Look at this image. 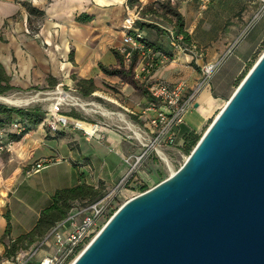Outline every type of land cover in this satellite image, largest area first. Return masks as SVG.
Listing matches in <instances>:
<instances>
[{
  "label": "crops",
  "instance_id": "crops-1",
  "mask_svg": "<svg viewBox=\"0 0 264 264\" xmlns=\"http://www.w3.org/2000/svg\"><path fill=\"white\" fill-rule=\"evenodd\" d=\"M139 2L141 8L156 2L168 3L176 8L184 20V30L189 38L187 45L194 46L200 56L172 50L169 45V34L174 31L172 18L169 17L165 22L162 19L148 22L160 30L145 31L148 41L155 49L171 53V58L150 76L138 81L141 84L162 82L173 85L182 80L186 83L187 92L192 91L199 82L200 67L217 62L227 47L242 34L259 8L258 0H214L204 9L200 6V0H176L175 5H171L168 0ZM27 6L36 9L41 15H30ZM135 11V8L128 7L127 0H0V65L18 88L46 87L48 79L54 80L56 85L70 87L74 85L73 77L93 79L96 87L109 79H113L111 83L120 81V91L128 102L127 108L140 114L149 104V97L144 93L139 94L140 89L133 84L124 83L118 77L103 75L99 68V65L118 67L114 51L121 45L123 34L131 27L133 20L146 21L140 20ZM83 16L88 19L80 20ZM263 33L264 17L256 22L228 60L224 61L230 69L221 74L225 67L221 70L218 68L209 83L198 93L194 101L197 107L193 106L185 115L178 138L182 133L198 131L212 118L223 101V95L218 89L227 87L235 80ZM158 57L159 53H156ZM143 59V56L138 55L132 70L134 74L140 73L139 65ZM69 119L66 126H59L58 134L45 129L42 123L11 145L7 134H16V130L0 133V146L5 147V150L0 151L1 264H14L12 259L3 258L6 227L4 214L10 215V238L15 239L33 228L39 213L50 205L51 196L56 190L78 184L79 173L74 169V164H81L77 160L73 161L75 149L68 148V139L75 143L76 148L78 140L91 143L92 140H88L84 133L93 135L98 128ZM139 119L140 125L146 126L145 119L141 116ZM70 126L73 127L67 129ZM66 132H69V137L60 136ZM98 132L107 137L99 143V147H103L108 154L101 162L100 171L90 175H96V179L108 185L117 167L116 162L124 156V150H128L126 144L129 142L108 131L104 133L99 129ZM49 139H54V147L48 145ZM62 146L69 152L65 159L61 158L59 152ZM79 157L89 164L81 168L80 173L88 174L86 168L91 167V158L81 154ZM36 162L45 164L37 172L33 171ZM61 163L65 165L64 170L58 168L63 165ZM88 180L87 177L84 179L86 184L90 183ZM17 232H21L20 235L17 236Z\"/></svg>",
  "mask_w": 264,
  "mask_h": 264
},
{
  "label": "water",
  "instance_id": "water-1",
  "mask_svg": "<svg viewBox=\"0 0 264 264\" xmlns=\"http://www.w3.org/2000/svg\"><path fill=\"white\" fill-rule=\"evenodd\" d=\"M71 264H264V51L180 168Z\"/></svg>",
  "mask_w": 264,
  "mask_h": 264
},
{
  "label": "rangeland",
  "instance_id": "rangeland-1",
  "mask_svg": "<svg viewBox=\"0 0 264 264\" xmlns=\"http://www.w3.org/2000/svg\"><path fill=\"white\" fill-rule=\"evenodd\" d=\"M137 11L138 10H136L135 13H138L137 15L140 18V20L141 19L146 20L145 22L144 21H138V22H142L147 25H151L148 22H158L159 19H162V21L165 22L170 17L168 15H165L164 8H162L161 5L157 3L149 5L144 11H138V12ZM137 15L135 14V17ZM263 17H264V12L261 18ZM263 51H264V33L261 36L258 45L255 46V48L250 52L248 60L245 62L244 67L240 70V73L237 75L235 80L231 82L230 85H228L227 87L218 89V92L221 95H223V101L221 102L219 109L215 112L212 118L208 120V122H206V124L198 131L193 132L194 137L200 139V137L203 135V133L206 131V129L214 119V117L217 115V113L223 107L227 99L234 92V90L241 82V80L245 77L248 71L258 60V58L263 53ZM225 62L218 67L220 70L221 68L225 67L221 71V74L222 72L224 73L225 70L230 69L228 68L230 66L226 65ZM123 67L124 69H128V67L125 66L124 63H123ZM117 68H119V66ZM221 74H219L218 76H220ZM110 80L113 79H109V81H104L105 84H101L99 87H97V90L88 97H83L79 93L78 89L75 88L74 85L70 87L56 85L54 88H50V89L44 87L18 88L15 87L12 81L10 80V85L13 86V89L6 92L4 96L33 97L38 94L39 100L27 106H20V107H12L2 102H0V105L6 106L7 108H15L21 110L40 109L44 113V119L40 124L43 123L45 129L48 128L47 121L51 118L53 112L59 116L72 118L73 121L78 120L92 125L96 124L99 127L98 130L100 129V131L104 133L108 131L117 136H121L122 134L129 136L130 133L127 130L128 125L129 127L131 125L142 126L140 125L141 120L139 119V114L134 113L133 111L127 108L128 102L126 101V98L123 96V94L120 91L119 84L121 82L118 81L119 83H111ZM121 81H123L124 83L133 84L137 86L136 88L144 89L146 91L149 85L146 83L141 84L138 80H136L133 71H132V76L123 78ZM57 90L65 95L72 97L73 99H76V101L79 104H84L85 109L81 108L80 106H75V105L73 106L72 102L58 104V101L56 100L58 95L55 94ZM139 94L144 95L141 92V90H139ZM124 108H127V110H125ZM102 111L105 113H110L111 115L105 116L103 115ZM74 117H77V119ZM11 123L12 124L4 128V130L2 131L3 133L4 132L7 133L10 130H15L13 126L14 120H12ZM189 123L193 128H196V125H194L192 121H189ZM71 124L74 123L71 122ZM73 126H70L67 129H70ZM82 133L84 132L82 131ZM62 135L69 137V132L60 134V136ZM101 136L103 135L102 134L100 135V133L97 132V135L91 139L92 140L91 143H85L84 141L78 140L77 148L75 146V143L71 139H68L70 142L68 144V148L73 150L75 149L73 152L74 155L73 161L77 160V163L80 162L81 164V165L76 164L77 167L76 166L74 167L77 173L81 171V168L87 167L89 165L87 161L85 160L82 161V158L79 157L81 154L83 155V157L91 158V162H92L91 167L89 169L86 168V170L89 173L85 174L84 172L85 178L87 177V180L89 179L88 180L90 182L89 184H92V186L98 189L100 187V183H102L100 191L103 196H105L108 192H110L111 190H113L118 186L117 188L118 191L114 198V206L112 207V210L108 218L105 220V222L102 223L100 229L105 225L108 219H110V217L118 210V208L122 204H124L128 199L142 193L141 192L142 187H146L147 190H149L150 188L154 187L161 181L165 180L167 177L171 175L170 169L173 171H177L180 168V166L183 164L184 158L188 156V153H186L184 150L180 136L177 140V144H178L177 150L175 151L171 150L165 153L168 162L170 164V168L151 149H147V153L144 157L142 164L140 166L132 168L133 163L135 161L134 158L142 154L145 148H142L140 145H138V143L135 140L127 141L129 142V144L123 142V144H126V146L128 147V150H124V156L119 160V162L118 161L116 162L117 167L114 168L110 176L111 179L109 178L108 185H106L107 182L96 179V175H90L93 174L94 171L96 173L100 171L101 162L103 161L104 157L107 156L108 154L103 147H99V143L102 142L100 141ZM104 138L105 140L107 139L106 136H104ZM53 140L52 139L47 140L48 145L54 147L55 141ZM59 152L61 153L62 159H65L66 153H69L65 151V147L63 148V146L59 149ZM127 159H129V161H125ZM64 166L65 165L63 164L58 168L64 170L65 168ZM88 176H90V178H88ZM81 206H83V204L75 203V207L73 208L71 215H73L76 211H78L79 207ZM100 229L98 230V232L100 231ZM20 233L21 232H17L16 235L18 236L20 235ZM82 250L83 249H81V251ZM48 251L49 250L45 247L39 249L37 256L32 261V264H36L35 262H38V259L40 257L46 255V253H49ZM2 261L3 260L0 257V264L2 263ZM72 261L73 259L70 262H68V264H71Z\"/></svg>",
  "mask_w": 264,
  "mask_h": 264
},
{
  "label": "built area",
  "instance_id": "built-area-1",
  "mask_svg": "<svg viewBox=\"0 0 264 264\" xmlns=\"http://www.w3.org/2000/svg\"><path fill=\"white\" fill-rule=\"evenodd\" d=\"M168 1L171 5H175L176 0ZM213 1L214 0H200V6L204 9ZM258 4L259 8L257 12L254 14L242 34L227 47L219 60L214 63H206L200 67V80L192 91H186V83L182 80L173 85H168L162 82L149 83L147 93L150 102L139 114V116L145 119L146 126L131 125L129 127L127 124V130L130 133L129 136L124 134L121 135L122 139L125 141L135 140L138 145L145 148L142 154L134 158L135 161L132 168L142 164L147 149H151L160 159L161 156L166 157L165 153L167 151L177 150V138L180 127L184 124L185 115L195 105L194 101L196 96L209 83L212 74L229 56L232 55L239 42L262 17L264 12V0H258ZM134 23L135 20L131 22V27L123 34L121 45L116 51L123 58V63L127 67L130 66L135 52H137L139 56L144 57L143 62L139 65L140 73L134 74L135 79L140 80L150 76L156 68L170 59L167 56L162 55L156 62V55L151 54L150 51L144 52V47L140 42V39L142 38L141 33L135 28ZM169 45L172 50L180 54H193L195 56H200L194 46L184 44L182 36L176 35L174 32L169 34ZM60 117L62 119L59 118V115L52 114L51 118L47 121V127L50 132H56L59 126H66L68 120H70L67 117ZM74 125L76 127V124ZM94 126L99 128L96 124ZM14 129L17 134L20 133V129L17 125H14ZM97 132L98 130L94 132L93 135L84 134L88 140H91L96 136ZM104 139V136H102L100 141H103ZM11 144L12 143L9 145ZM3 150H5V147L0 146V151ZM125 161H129V159ZM44 165L45 164L42 162H36L33 171L37 172ZM117 188L118 186L97 202L76 211L64 222L57 224L37 249L23 255H17L13 262L16 264H28L37 255L40 246H49V242H47L48 238L52 240L51 251L43 256L37 264H68L72 259L75 260L97 235L102 223L105 222L110 215L112 207L114 206V198L118 191ZM81 249L83 250L81 251Z\"/></svg>",
  "mask_w": 264,
  "mask_h": 264
},
{
  "label": "trees",
  "instance_id": "trees-1",
  "mask_svg": "<svg viewBox=\"0 0 264 264\" xmlns=\"http://www.w3.org/2000/svg\"><path fill=\"white\" fill-rule=\"evenodd\" d=\"M162 8L165 10V15H168L174 21L173 32L176 35H181L183 38L184 44H189L188 34L184 30V20L183 17L177 12L176 8H173L168 3H160ZM155 3V4H156ZM154 4V3H153ZM127 5L130 8H135L138 11H144L147 7L141 8L139 0H127ZM27 11L30 15L40 16V12L36 9L27 6ZM137 11V12H138ZM138 14V13H136ZM88 19L87 16L80 17V20ZM135 28L141 33L142 38L140 39L141 44L144 47V52L150 51L151 54L156 55L159 53L158 59L165 55L169 59L171 58V53H167L162 49H155L154 45H152L145 35V31L155 29L160 32L158 28L153 25H147L142 22H135ZM30 25V24H29ZM36 31V30H34ZM132 33V32H130ZM114 55L118 61L119 68H108L103 65H99L100 71L103 75L108 77H118L120 79L132 76V70L134 65L137 62L138 53L135 52L133 54V58L128 69H124L123 67V58L118 54V52L114 51ZM155 58V61H158ZM74 82V86L78 89L79 93L83 97H88L92 93L97 90V87L94 83L93 79H77L75 77L72 78ZM48 85L44 88H54L56 86V82L52 79H48ZM239 85V84H238ZM13 89V86L10 85V78L6 75L3 67L0 65V96H4L6 92ZM142 93L148 96V93L144 89H140ZM228 100V99H227ZM77 119V117H74ZM44 119V113L40 109H31V110H21L15 108H7L6 106L0 105V133L4 130L5 127L12 124V120H14L13 126L17 125L20 129L19 134H7V140L10 143H17L22 139L24 135L34 130ZM55 133V132H54ZM59 133V130L56 131V134ZM181 136V142L184 147V150L188 155L195 147L196 143L199 141L196 137H194L193 131L183 133ZM8 142V143H9ZM77 165L74 164V167ZM85 174H78V184L73 187L62 188L56 190L51 196V203L48 207L41 210L39 213V217L33 226V228L22 234L15 239L10 238L11 234V220L9 213L4 214V219L6 221V227L4 230V253L3 257L6 259L14 260L16 256L20 253H29L34 251L39 247V245L45 241L48 237L51 230L59 223L64 222L66 219L71 216V212L75 207V203H81L83 206L79 207L78 210L86 208L90 204H93L100 200L103 195L101 194V185L97 189L92 185L86 184ZM147 190L146 187L141 188V192H145ZM49 242V246L46 247L44 245L40 246L47 248L51 251L52 248V240L50 238L47 239ZM48 251V252H49ZM47 254V253H46ZM35 258V257H34ZM33 258V259H34ZM33 259L28 263L32 264Z\"/></svg>",
  "mask_w": 264,
  "mask_h": 264
},
{
  "label": "bare ground",
  "instance_id": "bare-ground-1",
  "mask_svg": "<svg viewBox=\"0 0 264 264\" xmlns=\"http://www.w3.org/2000/svg\"><path fill=\"white\" fill-rule=\"evenodd\" d=\"M56 95H58V97L56 98V100L58 101V104H61V103H66V102H72L73 106H80L81 108L85 109V105L84 104H79L76 99H73L72 97L68 96V95H65L63 94L62 92L58 91L55 93ZM52 95V94H51ZM39 100V96L38 94L33 96V97H17V96H0V102L4 103V104H7L9 106H12V107H20V106H27L31 103H34V102H37ZM42 101V100H41ZM46 102V101H45ZM226 103V102H225ZM225 105V104H224ZM223 105V106H224ZM222 109V108H221ZM220 109V110H221ZM103 115H111L110 113H105L103 112ZM219 113V112H218ZM217 113V114H218ZM52 114H55L52 112ZM56 115V114H55ZM216 117V116H215ZM214 117V118H215ZM188 157V156H187ZM184 158V161L187 159ZM161 160L166 163L169 168H170V164L168 162V159L165 157V156H161ZM171 174L174 173L175 171L171 170ZM74 261V260H73ZM72 261V262H73ZM71 262V263H72Z\"/></svg>",
  "mask_w": 264,
  "mask_h": 264
}]
</instances>
